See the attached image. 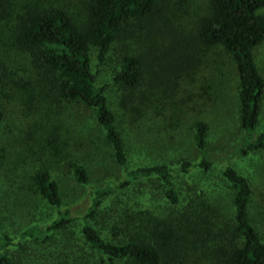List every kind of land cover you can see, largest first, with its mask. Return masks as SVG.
<instances>
[{
  "label": "rangeland",
  "instance_id": "1",
  "mask_svg": "<svg viewBox=\"0 0 264 264\" xmlns=\"http://www.w3.org/2000/svg\"><path fill=\"white\" fill-rule=\"evenodd\" d=\"M204 1L164 0L154 18L150 17L138 26L133 35L120 36L106 65L99 70L98 83H110V70L131 47L136 46L142 54L157 57L163 65L158 66L154 62V66L144 72L145 82L154 84L151 87L153 91L142 86L129 94L132 107L139 110V116L145 120L139 119L136 113L133 118L127 115L121 105L124 96L119 87L112 84L106 89L108 104L112 107L116 127L124 142L128 169L156 164L175 168L181 161L196 162L199 153L193 145L192 127L201 120L208 127L205 151L212 161L211 169L205 173L191 171L174 177L179 206L166 202L162 182L156 179L140 180L134 186L120 188L118 183L124 179L123 169L114 163L109 145L91 119V113L79 107L75 113L68 108L69 104L55 103L34 115L31 105H23L30 110L26 111L28 125L27 122L26 125L18 123L15 127L16 110L9 112L0 126V156H6L5 161L0 162V236L3 232L11 239L7 249L17 264L110 263L85 244L80 237L79 221L73 222L64 233L54 236L51 242L43 243L41 239L34 242L22 237V232L29 226L47 224L54 217L53 209L31 189L30 175L40 166L52 171L59 185L63 209L68 210L72 217L81 216L90 205L93 187L110 186V197L90 219L95 229L110 237L109 228L112 224L122 225L126 220L124 215L135 216L146 209L154 216L164 217L172 208L173 211L184 208L189 196L194 201L201 198L213 210L230 215L231 190L221 176L223 168L229 164L250 183L253 193L250 216L264 236V152L237 154L243 132L238 122V82L233 62L219 47L198 46L193 48L192 62L187 66L183 64L182 71L186 70V77L175 79L173 73L167 74L164 66L168 65L170 57L174 58L171 43L181 40L186 48V44L194 43L189 42L193 41L191 20L203 11ZM8 2L11 7L10 24L16 15L31 6H60L76 26L85 22L84 0ZM261 13L264 16V9ZM153 40L154 44L150 45ZM0 51L10 69L9 89L3 91L2 102L7 110H12L17 104L25 103L29 96L38 97L39 89L25 54L6 45ZM253 57L264 78V40L254 48ZM89 60L94 72L97 62L96 50L92 47ZM174 65L169 64L172 68ZM150 69L152 71L148 74ZM154 90L157 92L155 95ZM262 132L264 103L253 135ZM73 157L87 170L88 183L85 185H79L71 177L66 161ZM113 198L117 204L110 201ZM146 205L148 207H143ZM114 234L118 238L123 237L117 231Z\"/></svg>",
  "mask_w": 264,
  "mask_h": 264
},
{
  "label": "trees",
  "instance_id": "2",
  "mask_svg": "<svg viewBox=\"0 0 264 264\" xmlns=\"http://www.w3.org/2000/svg\"><path fill=\"white\" fill-rule=\"evenodd\" d=\"M163 1L84 0L85 22L78 27L60 6L27 7L10 24L9 2L0 0V49L6 45L27 56L35 73L34 83L39 89L38 97L29 96L25 103L7 110L2 96L3 91L9 89L10 69L0 51V126L9 112L16 110L15 127L18 123L26 125L27 120L29 122L26 111L30 110L23 105H31L34 115L55 103L69 104L68 108L75 113L78 111L76 107L88 111L109 145L114 163L123 169L124 179L118 187L126 189L137 181L156 179L162 182L166 202L179 206L174 177L191 171L205 173L212 167L205 151L207 124L201 120L192 127L193 145L199 153L196 162L181 161L175 168L156 164L128 169L124 142L108 104L106 89L112 84L119 87L124 96L121 105L127 115L133 118L136 113L139 119L145 120L139 116V110L132 107L129 94L142 86L153 91L154 84L145 82V69L152 68L154 62L158 66L163 64L157 61V57L142 54L134 46L116 60L110 70V83H98L99 70L106 65L120 36L133 35L138 26L150 17L154 18ZM203 5L200 15L191 20L193 41L189 42L194 43L186 44L187 48L182 46L181 40L171 43L174 58L170 57L168 65H164L166 72L168 75L173 73L175 79L186 77V70L182 71V67L184 63L187 66L192 62L193 48H221L237 73L238 122L243 132L237 154L264 152V132L253 135L264 103V78L253 57L254 48L264 40V16L261 13L264 0H205ZM153 44L154 40L150 42ZM91 47L96 50L94 72L89 60ZM172 63H175L174 68L169 66ZM160 68L164 70V67ZM151 71L148 70V74ZM153 93L157 94L155 90ZM5 159L2 154L0 162ZM66 165L76 183H88L87 170L77 158H69ZM221 176L231 190L230 215L213 210L201 198L194 201L189 196L184 208L173 211L171 207L164 217L154 216L146 209L135 216L124 215L126 220L122 225L112 224L109 228L111 235L106 237L90 224V219L110 197V186L93 187L90 205L81 216L72 217L63 209L59 185L52 171L40 166L30 175L31 189L53 209L54 217L47 224L29 226L22 232V237L34 242L40 239L43 243L51 242L54 236L79 221L80 237L109 264H264V236L252 222L249 211L253 194L250 183L229 164L223 168ZM110 201L117 204L116 198ZM1 227L0 217V230ZM116 231L123 237H116ZM0 237V264H17L7 249L11 239L3 232Z\"/></svg>",
  "mask_w": 264,
  "mask_h": 264
}]
</instances>
